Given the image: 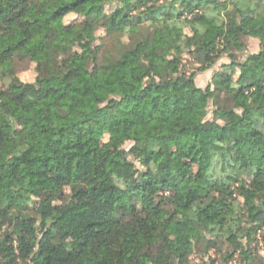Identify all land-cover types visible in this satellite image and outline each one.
Instances as JSON below:
<instances>
[{"label":"trees","instance_id":"1","mask_svg":"<svg viewBox=\"0 0 264 264\" xmlns=\"http://www.w3.org/2000/svg\"><path fill=\"white\" fill-rule=\"evenodd\" d=\"M218 260L264 264V0H0V264Z\"/></svg>","mask_w":264,"mask_h":264},{"label":"rangeland","instance_id":"2","mask_svg":"<svg viewBox=\"0 0 264 264\" xmlns=\"http://www.w3.org/2000/svg\"><path fill=\"white\" fill-rule=\"evenodd\" d=\"M83 11H84L83 9H79L74 12H71L68 15H66L63 19L57 20V24H67L72 21L79 20L81 18L79 16V13ZM97 35L100 37L104 36L101 30L97 32ZM245 46H246V49L243 51L242 54L241 53L239 54V58H243V56L247 54L257 53L261 49L260 41L257 38H253V37H249L245 40ZM228 63H229V60L226 57L220 58L210 69H207L203 72H198V74L196 75L194 79L195 84L202 89L212 88L211 78L213 76V73L219 70L222 65H225ZM193 67L194 65L192 61L188 58H185L182 69L191 71ZM17 74L22 81H25V82L33 81L35 77L34 64L29 63V62L19 63L17 65ZM209 109L211 110V107ZM129 146H130V143H126L125 148L128 149ZM127 167H129L130 169H133L134 167H139V165L137 162H134L132 165L128 163ZM257 243L258 245H260V242L258 240L255 242V244ZM192 258L195 259L196 257L192 256ZM216 259H219V256H216ZM235 261L238 262V258ZM219 262L220 260H218L214 264H218Z\"/></svg>","mask_w":264,"mask_h":264}]
</instances>
